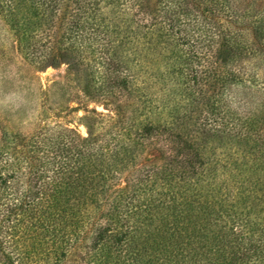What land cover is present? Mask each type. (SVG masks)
<instances>
[{
	"label": "trees",
	"instance_id": "obj_1",
	"mask_svg": "<svg viewBox=\"0 0 264 264\" xmlns=\"http://www.w3.org/2000/svg\"><path fill=\"white\" fill-rule=\"evenodd\" d=\"M0 15L31 62L83 71L113 112L87 136L3 132L0 264H264V0H0Z\"/></svg>",
	"mask_w": 264,
	"mask_h": 264
},
{
	"label": "rangeland",
	"instance_id": "obj_2",
	"mask_svg": "<svg viewBox=\"0 0 264 264\" xmlns=\"http://www.w3.org/2000/svg\"><path fill=\"white\" fill-rule=\"evenodd\" d=\"M85 77L83 71H68L64 62L43 66L31 62L0 15V143L4 131L27 134L44 126L73 128L87 136L95 116L113 112L87 95ZM144 156V162H150L160 154L151 149Z\"/></svg>",
	"mask_w": 264,
	"mask_h": 264
}]
</instances>
